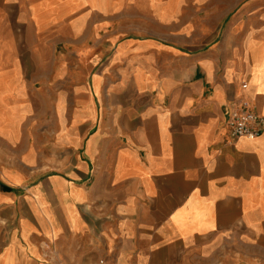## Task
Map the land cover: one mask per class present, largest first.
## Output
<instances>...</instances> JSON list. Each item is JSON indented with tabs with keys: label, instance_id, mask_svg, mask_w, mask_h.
<instances>
[{
	"label": "crops",
	"instance_id": "0c3cea01",
	"mask_svg": "<svg viewBox=\"0 0 264 264\" xmlns=\"http://www.w3.org/2000/svg\"><path fill=\"white\" fill-rule=\"evenodd\" d=\"M237 97L264 0H0V264H264Z\"/></svg>",
	"mask_w": 264,
	"mask_h": 264
},
{
	"label": "built area",
	"instance_id": "2783aa9c",
	"mask_svg": "<svg viewBox=\"0 0 264 264\" xmlns=\"http://www.w3.org/2000/svg\"><path fill=\"white\" fill-rule=\"evenodd\" d=\"M246 83L241 87L245 88ZM226 126L232 139L247 137L253 139L259 136L264 128V116L256 112L250 104L242 97H237L229 111ZM96 264H111L105 258L97 259Z\"/></svg>",
	"mask_w": 264,
	"mask_h": 264
}]
</instances>
